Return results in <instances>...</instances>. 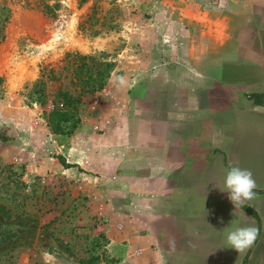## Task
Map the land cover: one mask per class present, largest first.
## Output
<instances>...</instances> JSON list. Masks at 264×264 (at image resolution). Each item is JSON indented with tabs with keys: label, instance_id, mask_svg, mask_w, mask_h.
I'll use <instances>...</instances> for the list:
<instances>
[{
	"label": "crops",
	"instance_id": "crops-1",
	"mask_svg": "<svg viewBox=\"0 0 264 264\" xmlns=\"http://www.w3.org/2000/svg\"><path fill=\"white\" fill-rule=\"evenodd\" d=\"M204 2L145 20L115 124L91 138L113 264H264V0ZM231 167L252 172L258 221L224 191ZM245 226L260 234L238 253L226 236Z\"/></svg>",
	"mask_w": 264,
	"mask_h": 264
},
{
	"label": "rangeland",
	"instance_id": "rangeland-1",
	"mask_svg": "<svg viewBox=\"0 0 264 264\" xmlns=\"http://www.w3.org/2000/svg\"><path fill=\"white\" fill-rule=\"evenodd\" d=\"M190 1L205 0H0V264L115 262L101 232L109 215L96 213L92 139L125 102L145 20ZM105 63L103 87L86 91ZM257 253L264 262V223Z\"/></svg>",
	"mask_w": 264,
	"mask_h": 264
},
{
	"label": "clouds",
	"instance_id": "clouds-1",
	"mask_svg": "<svg viewBox=\"0 0 264 264\" xmlns=\"http://www.w3.org/2000/svg\"><path fill=\"white\" fill-rule=\"evenodd\" d=\"M224 188V191L229 194L230 201L238 210L245 205L251 206L249 202L253 201L257 195L254 191L257 184L252 172L240 167H231L227 171L224 176ZM259 234L260 230L255 226L239 227L228 232L226 242L238 253L245 252L255 244ZM170 246H174V242L170 241Z\"/></svg>",
	"mask_w": 264,
	"mask_h": 264
},
{
	"label": "trees",
	"instance_id": "trees-1",
	"mask_svg": "<svg viewBox=\"0 0 264 264\" xmlns=\"http://www.w3.org/2000/svg\"><path fill=\"white\" fill-rule=\"evenodd\" d=\"M78 58L81 59V60H84L85 57H79L78 56ZM102 67L104 68L103 72H96L94 74V77H96V80H93V83H91V84H85L86 87H87L86 91L93 92V91L99 90V89H101L103 87L104 82H105L106 78L108 77V74L111 71L112 63H110V64L105 63L104 65H102ZM90 77H91V74H88V78H90ZM250 97L253 98L254 96L251 95ZM60 98H62V99L65 98V95L61 94ZM51 113L53 115H56L57 118L63 117L65 119V116H66L63 113H61L60 110H53V111H51ZM242 210H244L247 213H249L256 221H258L257 216L248 207L243 206Z\"/></svg>",
	"mask_w": 264,
	"mask_h": 264
},
{
	"label": "built area",
	"instance_id": "built-area-1",
	"mask_svg": "<svg viewBox=\"0 0 264 264\" xmlns=\"http://www.w3.org/2000/svg\"><path fill=\"white\" fill-rule=\"evenodd\" d=\"M58 106H59V107H61L62 105H61V104H59Z\"/></svg>",
	"mask_w": 264,
	"mask_h": 264
}]
</instances>
